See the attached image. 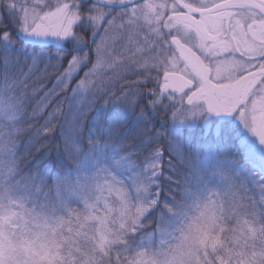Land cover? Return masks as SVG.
Segmentation results:
<instances>
[{
  "label": "snow or ice",
  "instance_id": "snow-or-ice-1",
  "mask_svg": "<svg viewBox=\"0 0 264 264\" xmlns=\"http://www.w3.org/2000/svg\"><path fill=\"white\" fill-rule=\"evenodd\" d=\"M0 264H264V0H0Z\"/></svg>",
  "mask_w": 264,
  "mask_h": 264
},
{
  "label": "trees",
  "instance_id": "trees-1",
  "mask_svg": "<svg viewBox=\"0 0 264 264\" xmlns=\"http://www.w3.org/2000/svg\"><path fill=\"white\" fill-rule=\"evenodd\" d=\"M42 67V66H41ZM24 72H27L28 69L27 67L23 68ZM51 71V70H50ZM84 71H87V69H84ZM80 77L83 76V71L80 72L79 74ZM136 77L134 75L128 76L126 81H122L121 83H131V81L135 80ZM55 81V77L53 76L52 79L50 80H45L40 73L34 74L31 79L28 81L29 84V102H28V111L31 113L32 108H35L41 98L44 96V93L47 92L49 89L52 88L53 83ZM76 81H73L72 87L75 86ZM41 85L43 87L41 88ZM120 85H117V88H119ZM35 90V91H33ZM71 96V89L68 90L66 93H60L59 99L63 100V104L61 105L62 108V115H60L56 120L53 121L57 125V130L55 133L54 137L49 138L47 141L44 140L43 136H40L38 138V142L36 143L35 147L32 149V154L28 156V163L29 165H32L33 162H40L42 161L43 163L49 164V166L52 168L53 172H55V160L57 158V150H56V144L59 143L61 145V151L63 150V144L62 140L60 139V125H64V132L65 135H67L71 129H70V123L72 120V115L73 112L76 109V105L78 103L77 100H71L69 101L68 99H65V97ZM91 99V97H89ZM55 100V98H54ZM103 101L100 100L98 103H102ZM167 103V101H165ZM71 104V107L69 106ZM54 106L51 104L46 110L45 113L43 114V118L37 117L35 120L29 121L32 123L33 127L31 131L26 132L24 135L21 136V151L23 152L24 149V144L27 142L29 137H31L36 128L40 127L44 123V119L47 117V112H50L52 110V107ZM92 112L88 113L87 119L84 121L85 124H87V120L91 119ZM41 143L46 144L49 147V151L47 155H44V150L41 148L40 151H36V148H40ZM86 146V142L85 145ZM64 159L67 160V155H64ZM24 173H27L29 171L28 167L24 168ZM154 221H147L146 224L148 225V231H152L153 226H154Z\"/></svg>",
  "mask_w": 264,
  "mask_h": 264
}]
</instances>
